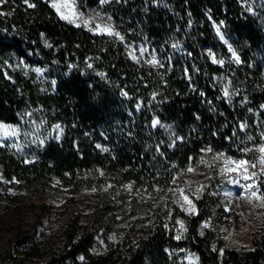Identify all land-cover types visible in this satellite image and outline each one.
<instances>
[{
	"label": "trees",
	"instance_id": "obj_1",
	"mask_svg": "<svg viewBox=\"0 0 264 264\" xmlns=\"http://www.w3.org/2000/svg\"><path fill=\"white\" fill-rule=\"evenodd\" d=\"M28 2L35 6L0 0V122L38 136L0 147V191L5 182H55L93 192L86 224L71 219L52 264H80L81 255L84 264H184L186 250L200 264H264V209L253 249L222 247L214 225L224 220L225 181L216 170L192 198L195 214L173 199L189 168L220 153L255 161L242 149L264 143V0H76L119 36L74 27L46 0ZM128 45L157 63L134 62ZM56 125L61 137L46 136ZM127 186L144 196L127 197ZM119 224L120 240L93 256L98 231Z\"/></svg>",
	"mask_w": 264,
	"mask_h": 264
},
{
	"label": "rangeland",
	"instance_id": "obj_2",
	"mask_svg": "<svg viewBox=\"0 0 264 264\" xmlns=\"http://www.w3.org/2000/svg\"><path fill=\"white\" fill-rule=\"evenodd\" d=\"M46 1L50 6L56 4L59 11L51 6L55 14L59 18L61 15L68 16L67 20L61 19L74 27L79 24L80 27L88 31L105 35L106 33L97 31L96 25L99 24L101 28L107 25L113 31L110 18L91 9L80 11L76 0ZM85 20L89 21L87 25L84 24ZM215 32L217 39L229 47L221 26H216ZM141 50H143V55H141ZM126 51L128 56L139 64L147 65L153 61V56L140 46L128 45ZM0 125L5 126L0 128V147L8 144L19 149V146H24L31 137L33 139L34 136H38L35 133H24L20 127L1 122ZM61 135L62 131L59 125L52 127L46 134V136L56 138H60ZM260 156L261 153L256 151L254 162L257 163V167L249 169V172H256V176L251 180L241 179L236 173L222 172L221 169L226 167L223 162L224 158L215 159L217 157L215 156L205 162V168L188 170L181 180L176 182L177 187L173 190L175 203L187 214H195L196 206L192 198L198 197L202 192L213 169L216 170L218 176L223 178L225 187L221 190L220 203H222L225 215L223 222L219 224L216 222L214 228L215 233L221 238L224 248L253 249V238L261 227V216L264 209L260 206L264 203V198H257L263 192L262 186H264V171H261L258 160ZM236 180H239V184L234 183ZM0 181H4L1 176ZM244 184H251L254 187L245 190L240 187ZM5 187V190L2 188L0 191V256L4 259H10V256L16 257L20 264H52V260L62 253L61 247L66 239L64 231L71 219L77 217L83 226L86 224L85 221L90 214L89 199L93 194L92 190L81 189L78 193L71 192L67 187L64 188L55 182L46 188L19 187L16 184L11 185L9 182H5ZM177 189H182L183 194ZM125 190L129 191L127 197L141 199L144 196L138 190L131 194L133 190L129 186ZM253 191L257 192V196L252 195ZM185 196L190 203L185 201ZM127 220L133 221L129 217ZM116 221L121 222L122 220L118 217ZM123 227L124 225L119 224L116 226V230L109 235H105L102 230H99L90 250L92 255L95 257L105 255L108 252L109 244L118 242L122 237ZM201 227L208 228L211 225L207 222L203 223ZM178 229L184 230L183 223H179ZM24 250H30L33 254L25 255ZM78 261L80 264L85 263L82 255ZM182 263L200 264L196 255L187 250L183 254ZM63 264H71V261L67 259Z\"/></svg>",
	"mask_w": 264,
	"mask_h": 264
},
{
	"label": "snow or ice",
	"instance_id": "obj_3",
	"mask_svg": "<svg viewBox=\"0 0 264 264\" xmlns=\"http://www.w3.org/2000/svg\"><path fill=\"white\" fill-rule=\"evenodd\" d=\"M24 2L28 5V7H34V4H31L28 2V0H24ZM101 3L106 2V0H100ZM53 8H56L57 11H59V7L56 4H52L51 5ZM67 6V5H66ZM62 19H68V16L65 15H61ZM78 18V17H77ZM72 22V21H69ZM89 23V21L85 20L84 24L87 25ZM77 27H80L79 24L76 25ZM96 29L98 32L100 33H106L108 35H116L119 36V33H114L107 25H105L103 28H101V26L99 24L96 25ZM91 30V29H90ZM122 39V37H121ZM141 55H143V50H141ZM233 57L236 59L237 62H239V57H237L235 55V53H233ZM133 58L135 59V56H133ZM152 63H157L154 58L153 61H151ZM213 62H216L215 60ZM219 63L223 64V61H220ZM37 71H39V69H37ZM225 95H228L227 92H225ZM154 124L157 123V121L153 122ZM5 127L4 125H0V128ZM244 127H246V125H241V128L243 129ZM249 140H252V137L249 136L248 137ZM208 151H211V149H208ZM243 152L247 153V152H251V151H258L259 153H261V156L258 158L259 160V165H260V169L261 171H264V144H260L259 146H257L256 148H246V149H242ZM220 158H224V164H225V168H222L221 171H227L230 173H236L241 179L244 180H251L256 176V172H249V169H255L257 167V163L254 161H249L247 159H234L232 157H225L224 153H220L217 157H215V159H220ZM231 167H228V166ZM189 171H192L191 168H189ZM234 183L239 184V180L234 181ZM241 188L248 190V189H252L254 187V185L251 184H244V185H240ZM177 191H180L181 194H183V190L182 189H177ZM253 196H257V192L253 191L252 192ZM258 199L260 198H264V192H261L260 195L257 197ZM185 201H188V198L185 196L184 197ZM190 203V201H188ZM261 207H264V203H262L260 205ZM179 238V237H177Z\"/></svg>",
	"mask_w": 264,
	"mask_h": 264
}]
</instances>
